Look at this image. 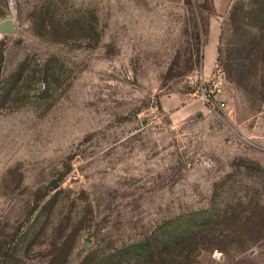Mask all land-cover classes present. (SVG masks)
<instances>
[{"label":"rangeland","instance_id":"rangeland-1","mask_svg":"<svg viewBox=\"0 0 264 264\" xmlns=\"http://www.w3.org/2000/svg\"><path fill=\"white\" fill-rule=\"evenodd\" d=\"M224 3L0 0V264H264V2Z\"/></svg>","mask_w":264,"mask_h":264},{"label":"built area","instance_id":"built-area-1","mask_svg":"<svg viewBox=\"0 0 264 264\" xmlns=\"http://www.w3.org/2000/svg\"><path fill=\"white\" fill-rule=\"evenodd\" d=\"M192 85L196 88L199 98L212 109H223L226 101L222 96V80L212 72L190 76Z\"/></svg>","mask_w":264,"mask_h":264},{"label":"trees","instance_id":"trees-1","mask_svg":"<svg viewBox=\"0 0 264 264\" xmlns=\"http://www.w3.org/2000/svg\"><path fill=\"white\" fill-rule=\"evenodd\" d=\"M264 2V0H263ZM259 13L260 14H263L264 13V6H262L259 10ZM46 14V17L47 16H50L51 14L49 13H45ZM86 20L85 18H83V24H86V22L84 21ZM199 34L200 32L197 31L196 32V37L197 39H199ZM220 50H218L219 52ZM202 57V54H201V43L200 41L198 42V45H197V62L200 61V58ZM218 59H220V54H218ZM227 76L228 78L235 82L237 85L239 86H243V87H247L250 85V77L248 75H246L242 70H240L239 67L237 66H234V64L231 62V61H227ZM12 251H16V249H11ZM0 251H2V254H4L6 256V253L9 251V250H2V248H0Z\"/></svg>","mask_w":264,"mask_h":264},{"label":"crops","instance_id":"crops-1","mask_svg":"<svg viewBox=\"0 0 264 264\" xmlns=\"http://www.w3.org/2000/svg\"><path fill=\"white\" fill-rule=\"evenodd\" d=\"M214 1L217 10L221 11L222 8L225 6L224 2H226V0H214ZM211 35H212V39L211 41L210 39H208L204 49L203 67L201 69V72H203L204 74H210L212 72V69L210 67L213 65L214 59H216L218 55L219 42L217 37V25H215L214 23L211 24L210 27V37ZM206 54H207V58L205 57Z\"/></svg>","mask_w":264,"mask_h":264},{"label":"water","instance_id":"water-1","mask_svg":"<svg viewBox=\"0 0 264 264\" xmlns=\"http://www.w3.org/2000/svg\"><path fill=\"white\" fill-rule=\"evenodd\" d=\"M15 30L14 20L6 18L0 21V32H13Z\"/></svg>","mask_w":264,"mask_h":264}]
</instances>
